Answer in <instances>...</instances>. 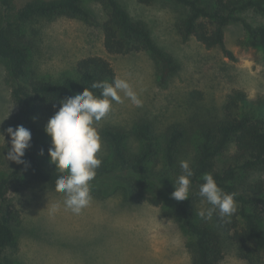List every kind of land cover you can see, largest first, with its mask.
Masks as SVG:
<instances>
[{"label":"trees","instance_id":"16d2710c","mask_svg":"<svg viewBox=\"0 0 264 264\" xmlns=\"http://www.w3.org/2000/svg\"><path fill=\"white\" fill-rule=\"evenodd\" d=\"M84 1L27 0L16 7L13 0H0V60L5 65L10 94L17 105L4 128L22 125L31 132L30 147L22 157L25 163L5 161L0 156V264H22L16 256L15 230L21 213L8 197L10 189H19L26 182H41L54 188L60 175L47 160L50 144L43 139L37 116L49 109L57 111L62 100L90 88L94 81L111 83L117 78L111 63L98 55L78 60L74 75L63 76L59 81L35 76L28 68L26 49L14 41L10 30L34 19L60 15L87 18L90 14ZM95 1L105 11L101 25L105 51L109 54L148 52L156 61L160 84L166 83L177 64L170 53L156 44L147 25L133 19L118 0ZM137 1L149 4L154 0ZM172 1L186 11L176 23L183 38L194 37L204 47H218L234 59L225 45V28L239 22L248 43L264 48V24H253L241 15L252 11L264 19V0ZM92 91L99 95V90ZM202 95L199 90L189 93L195 100H202ZM197 120L201 122L198 139L190 154L184 150L190 133L182 123L167 126L161 139L147 119L139 120L131 131L121 127L102 128L100 134L109 144L111 159H101L90 182L91 194L107 197L125 190L139 201L160 207L164 217L177 218L192 238L189 245L194 250L195 264L218 263L224 255L225 240L234 244L238 257L247 264H264V98L254 99L246 90L233 88L225 96L221 115ZM130 133L141 144L137 153L127 147ZM5 140H9L7 134ZM231 145L233 152L222 160ZM0 152L6 155L7 149ZM181 160L189 162L194 174L189 197L177 201L171 193L181 174ZM258 171L261 176L251 178ZM206 173L213 175L224 192L236 194L237 210L226 223L215 214L209 221L197 215L201 209L210 207L198 195Z\"/></svg>","mask_w":264,"mask_h":264},{"label":"rangeland","instance_id":"374dc122","mask_svg":"<svg viewBox=\"0 0 264 264\" xmlns=\"http://www.w3.org/2000/svg\"><path fill=\"white\" fill-rule=\"evenodd\" d=\"M13 1L20 7L27 0ZM118 1L133 19L145 23L156 44L173 56L177 68L166 83L160 84L156 61L148 52L105 51L101 28L105 11L95 0L84 1L90 14L87 18L60 15L34 19L10 30L14 41L26 49L28 68L35 76L59 81L63 76L74 75L78 60L98 55L111 63L117 78L126 79L138 93L143 101L141 107L120 93L124 102H113L111 112L96 125L102 142L97 154L100 159H111L109 144L100 134L104 127L131 131L139 120L147 119L161 139L167 126L182 123L190 133L184 149L190 154L198 139L201 122L197 119L221 115L231 89L242 88L251 98H264V48L248 43L239 22L225 28V45L234 55L230 59L218 47L206 48L194 37L180 35L176 23L186 11L172 0L149 4ZM241 15L253 24H264V19L252 11ZM193 90L201 91L203 99H191L189 93ZM16 108L7 71L0 60V119L9 113L0 130ZM54 113V109H49L37 116L43 139L50 146L43 126ZM127 147L134 153L140 150L134 134H129ZM232 152L233 145L221 159L226 160ZM260 176L258 171L251 178ZM91 196L90 204L77 215L64 208L63 193L44 183L26 182L19 189L11 188L8 197L21 213V220L15 225L16 256L21 263L195 264L194 250L189 245L192 238L177 218L164 217L160 207L139 201L125 190L107 197L93 193ZM53 206L55 212L51 211ZM216 264L247 263L238 257L234 244L225 240L223 258Z\"/></svg>","mask_w":264,"mask_h":264},{"label":"clouds","instance_id":"9594fccd","mask_svg":"<svg viewBox=\"0 0 264 264\" xmlns=\"http://www.w3.org/2000/svg\"><path fill=\"white\" fill-rule=\"evenodd\" d=\"M92 90H99V95ZM123 97L137 107L143 101L126 79L116 78L111 83L94 81L90 88L67 97L60 102V107L47 120L43 131L50 137L48 148L49 162L55 166L58 175L54 190L64 194L63 205L73 214H80L92 199L90 182L96 176V169L102 160L98 157L102 142L96 125L112 110V103H123ZM10 112V111H9ZM9 115V113H8ZM0 119V124L8 117ZM5 133L9 140H5ZM31 132L22 125L9 126L0 130V150L7 149L6 155L0 152L5 161L17 164L25 163L22 159L25 150L30 147ZM10 145V147H9ZM43 155V150L40 151ZM181 174L177 176L171 196L177 201L189 197L193 170L187 160L180 161ZM198 195L210 207L201 209L197 215L209 221L215 214L221 221L228 222L236 212L235 193L224 192L216 183L212 174L202 177ZM52 212L56 211L53 206Z\"/></svg>","mask_w":264,"mask_h":264}]
</instances>
